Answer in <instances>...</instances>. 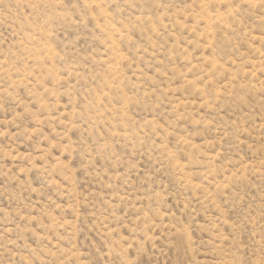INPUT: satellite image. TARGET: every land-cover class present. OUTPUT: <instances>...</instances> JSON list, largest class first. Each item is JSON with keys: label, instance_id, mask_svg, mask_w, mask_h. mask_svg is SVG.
<instances>
[{"label": "rangeland", "instance_id": "1", "mask_svg": "<svg viewBox=\"0 0 264 264\" xmlns=\"http://www.w3.org/2000/svg\"><path fill=\"white\" fill-rule=\"evenodd\" d=\"M0 264H264V0H0Z\"/></svg>", "mask_w": 264, "mask_h": 264}]
</instances>
